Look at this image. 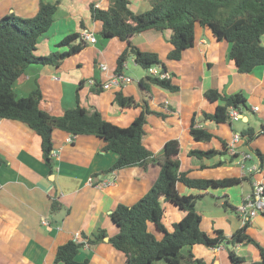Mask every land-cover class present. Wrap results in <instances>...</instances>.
<instances>
[{
  "label": "crops",
  "instance_id": "1",
  "mask_svg": "<svg viewBox=\"0 0 264 264\" xmlns=\"http://www.w3.org/2000/svg\"><path fill=\"white\" fill-rule=\"evenodd\" d=\"M44 1L58 3V9L52 27L39 41L38 55L66 51V47L58 48L56 45L75 32L89 31L96 36L97 42L91 46L87 42L81 52L68 57L59 67L29 66L24 80L15 82L13 86L17 97H28L40 88L43 94L41 109L52 116H61L79 104L83 108L100 111L106 121L120 127L129 126L141 108L118 106L115 103L117 92L134 96L139 101L148 100L152 110L167 115L165 118L151 115L145 126L144 144L156 155L163 154L167 141L177 139L181 144V169L188 170L190 177L250 179L229 188L207 191L190 189L182 183L177 185L181 195H204L200 200L207 196L224 198L236 208L233 213L226 209L197 211L202 216V226L206 220L203 231L214 237L216 230H223L225 237L230 239L244 225L240 206L252 193L255 183L264 185V171L260 170L259 158L256 162L255 158L243 160L245 154L254 153L256 149L264 153V135L251 143L242 138L236 148L238 156L233 160L231 150L226 156L202 160L190 157L188 153L195 149L223 150L220 139L229 146L236 133L234 123L216 124L203 119V112L212 114L219 104L205 97L209 89H221L228 95L242 92L247 99L248 110L258 114L264 123V65L250 73H239L228 59L229 43L217 40L209 28L199 23L195 28L194 47L185 50L181 60H169L167 56L174 48L169 42L171 32L150 30L136 35L132 43L143 51L160 56L179 91L153 87L150 93H146L140 88L139 81L147 74L137 84L132 81L106 90L103 85L116 74L117 59L127 48L126 42L115 39L104 38L107 41L99 43L97 33L100 34L102 23L92 19L90 7L94 4L107 8V0ZM130 1L132 10L138 14L152 8L150 0ZM39 8L40 0H0V18L10 13L33 17ZM85 52L92 54L87 56ZM109 58L114 60V64L111 63L114 66L108 64ZM101 63L108 66V71L97 69ZM134 64L137 65L131 56L125 68L130 69ZM154 69L158 74L162 72L160 66ZM122 75L125 76L124 70ZM94 88L97 92L93 91ZM254 107H259V112H254ZM194 114L197 126L215 135L211 142H196L191 137L189 131ZM242 120L244 129L253 127L248 114L243 113ZM105 145L103 139L93 135L72 136L55 129L52 169L45 163L41 138L33 129L20 121L0 119V264H55L57 249L70 240L81 241L83 234L91 235L99 228L105 229L109 238L118 234L119 228L111 220V213L119 204L131 206L137 203L157 180L160 167L150 165L145 170L137 166L109 174L106 171L116 162L118 155L104 152ZM251 167L256 169L252 173L249 172ZM55 201L62 207L53 213L51 208ZM162 205L165 209L164 223L172 229V225L186 213L166 201ZM150 230L161 239L162 235L153 225ZM247 233L264 246V214L250 222ZM224 245L212 248L195 245L183 249V254L191 251L195 258L204 259L208 264H230L223 258V252L229 251ZM232 251L248 261L260 259L259 252L250 244L233 245ZM76 259L79 262L88 259L89 264H126L125 254L114 248L109 240L94 248L82 249Z\"/></svg>",
  "mask_w": 264,
  "mask_h": 264
},
{
  "label": "trees",
  "instance_id": "2",
  "mask_svg": "<svg viewBox=\"0 0 264 264\" xmlns=\"http://www.w3.org/2000/svg\"><path fill=\"white\" fill-rule=\"evenodd\" d=\"M107 8L91 5L94 21L102 23L101 36L126 42L127 48L117 59L116 74H122L128 59L133 56L137 65L145 70L160 66L167 71L165 63L157 53L147 52L133 45V38L141 33L155 30H169V42L173 49L169 60L179 61L185 50L195 45V28L199 23L209 28L219 41L229 43L228 59L234 63L239 73H250L256 67L264 65V0H150L152 8L143 13H136L131 8L130 0H107ZM58 9V3L40 0L38 13L33 17H21L10 13L0 18V119L20 121L27 124L41 138V147L45 163L53 169V131L59 129L72 136L93 135L105 142L104 152L118 155L116 162L106 171L114 173L130 167L150 165L160 167V174L149 191L134 205L119 204L111 213L113 223L119 228L118 234L108 236L105 229H97L91 235H82V240H70L61 245L56 252L55 264H89L88 259L77 261L79 252L88 247L94 248L107 238L118 251L126 256V264H208L204 259L195 258L190 251L183 254V249L195 245L219 247L223 243L250 244L260 254V259L248 261L229 251L232 264H264V246L253 239L247 230L250 223L236 230L230 239L223 230H216L211 237L201 229L202 216L197 212V202L204 195H181L177 185L198 191L236 186L249 178L198 179L189 176V171L181 169V144L173 139L166 142L163 154L158 156L144 144L145 126L148 117L155 115L165 118L167 115L151 109L148 100H137L134 96H125L117 92L115 103L122 108H141V112L127 127H120L106 121L98 110H89L79 104L55 117L41 109L43 94L37 88L28 97L18 98L13 86L25 78L27 68L33 64L59 67L68 57L81 52L87 43L80 33H71L61 39L56 47H66L64 52L55 51L48 55H38L40 39L50 30ZM161 73L149 72L139 81V86L146 93L153 87L177 92L179 86L172 82V77L162 78ZM94 92L97 90L94 88ZM205 97L211 102H218L212 114L203 112L206 121L216 124H233L229 121V109H249L247 99L242 92L228 95L221 89H209ZM79 95L77 94V101ZM190 135L196 142H211L215 135L208 129L198 127L196 114L193 115ZM264 135V123L259 132L248 128L241 133L251 143ZM223 150H190L188 155L197 159H211L226 156L230 148L220 139ZM260 160V170L264 171V153L254 151ZM232 154L231 160L237 157ZM1 162V161H0ZM222 164V162H221ZM166 201L185 212V216L168 229L164 223ZM58 201L53 202L51 211L61 208ZM224 209L236 210L227 200ZM264 214V213H263ZM153 225L162 235L159 239L151 230Z\"/></svg>",
  "mask_w": 264,
  "mask_h": 264
},
{
  "label": "built area",
  "instance_id": "3",
  "mask_svg": "<svg viewBox=\"0 0 264 264\" xmlns=\"http://www.w3.org/2000/svg\"><path fill=\"white\" fill-rule=\"evenodd\" d=\"M81 39L84 40L86 43L95 44L97 42L96 36L93 33H90L89 31H83L81 33ZM100 69L102 71H108V66L104 64H100ZM151 73L153 75H157L158 73L154 68L151 69ZM162 78H168L170 77L167 72L161 73ZM132 82V79L125 77L122 74H115L103 85V88L113 89V88H119L123 84H127ZM259 107H254V112H259ZM229 121L231 123L238 122L242 120L243 118V111L241 109L233 108L231 107L229 109ZM242 136L239 133H235L233 135V138L231 140V143L229 145L230 150L232 151V154L237 153V145L241 142ZM252 154H245L243 156V160H251ZM255 167L249 168V172L252 173ZM239 212L242 215L244 223L251 222L255 217H257L260 214L264 213V185L262 183H255L253 187L252 193L245 199L244 203L240 206Z\"/></svg>",
  "mask_w": 264,
  "mask_h": 264
},
{
  "label": "rangeland",
  "instance_id": "4",
  "mask_svg": "<svg viewBox=\"0 0 264 264\" xmlns=\"http://www.w3.org/2000/svg\"><path fill=\"white\" fill-rule=\"evenodd\" d=\"M97 38H98V40H99V43L100 44H102V43H105V41H107V40H103L104 38H102V36L100 35V34H98L97 33ZM261 42H262V44L264 45V37L261 39ZM89 45L91 46L92 44L91 43H89ZM87 52H85V54H86ZM84 54V55H85ZM91 54H92V52H90V53H88V54H86L87 56H91ZM83 55V56H84ZM100 60V58H97V62H100L99 61ZM108 62V64L110 63H112V64H114V60L113 59H111V58H109V60L107 61ZM101 64H104V63H101ZM111 64V66H114V65H112ZM104 65H106V64H104ZM97 69H100V65L99 66H97ZM101 70V69H100ZM102 71V70H101ZM124 73H125V76L126 77H129L130 79H132V81H133V83L134 84H137L138 83V80L142 77V76H145L146 74H149V70H145V69H143L141 66H139V65H133V67L132 68H125L124 69ZM242 111H243V113H245V114H248L249 115V117H250V119H251V125L253 126L252 128H255V131L257 132V130H261V127H262V123H263V121H262V119H261V117L258 115V114H256V113H253L252 111H249L248 109H242ZM245 123L243 122V120H240V121H238V122H234V130H235V132L236 133H239V134H241L244 130H247L248 129V127L246 128V129H244L245 127ZM243 138V137H242ZM251 154H254L253 152H251ZM253 157V159H254V161L256 162L257 161V159H258V157L254 154V155H252ZM259 160V159H258ZM227 188V187H226ZM229 188V187H228ZM234 188H232V190H233ZM231 190V191H232ZM224 198H219V199H215V198H212V197H209V196H207L206 197V199L205 200H198V202H197V206H196V210L199 212V213H202L203 211H209V210H217V209H219V210H222V211H224V208H223V203H224ZM218 204V205H217ZM227 211H229L230 213H233L232 212V210L231 209H227ZM261 215V214H260ZM205 225H206V220H204L203 221V226L201 225V229L203 230V229H205ZM225 247H227L228 248V250L229 251H232L233 250V244H230V243H225V245H224ZM206 247V246H205ZM229 251H227V252H223V258H224V261H225V263L227 262V263H230L231 264V259H230V257H229ZM247 258H249L250 259V257L249 256H247ZM165 261H161V262H159V263H157V264H163Z\"/></svg>",
  "mask_w": 264,
  "mask_h": 264
},
{
  "label": "water",
  "instance_id": "5",
  "mask_svg": "<svg viewBox=\"0 0 264 264\" xmlns=\"http://www.w3.org/2000/svg\"><path fill=\"white\" fill-rule=\"evenodd\" d=\"M109 239L107 238L105 241H108Z\"/></svg>",
  "mask_w": 264,
  "mask_h": 264
}]
</instances>
